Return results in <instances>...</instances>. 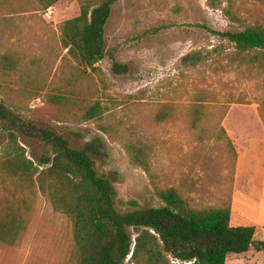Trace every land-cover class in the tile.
I'll use <instances>...</instances> for the list:
<instances>
[{"label": "rangeland", "instance_id": "1", "mask_svg": "<svg viewBox=\"0 0 264 264\" xmlns=\"http://www.w3.org/2000/svg\"><path fill=\"white\" fill-rule=\"evenodd\" d=\"M85 2L59 0L45 9L39 0H0V100L73 147H100L97 170L124 200L159 207L156 188L173 187L195 207L230 205L232 226L251 225L259 202L246 192L256 184L237 177V166L248 150V160L264 165V73L235 58L236 48L214 31L264 25V2L226 0L227 15L207 0H117L105 27L108 53L95 70L81 67L61 43V23ZM196 50L209 52V60L184 65L182 57ZM114 60L128 71L114 73ZM96 102L105 112L84 121ZM18 135L35 165L50 155L37 137L26 145ZM127 142L145 150L149 172L132 164ZM11 145L1 130L0 156ZM12 210L26 228L16 245L0 241V264H71L73 222L54 210L37 176L0 178V221ZM228 260L264 264V254L251 248Z\"/></svg>", "mask_w": 264, "mask_h": 264}, {"label": "trees", "instance_id": "2", "mask_svg": "<svg viewBox=\"0 0 264 264\" xmlns=\"http://www.w3.org/2000/svg\"><path fill=\"white\" fill-rule=\"evenodd\" d=\"M39 1L47 9L59 0ZM225 1L207 0V5L232 15L223 6ZM116 2L86 0L78 16L61 23V43L81 67L95 70L107 56L105 27ZM214 33L236 48L235 58L241 56L247 65L264 73V25ZM208 53L196 50L183 56L181 62L198 66L209 60ZM113 71L122 74L128 68L114 60ZM105 109L96 102L85 109L81 118L96 121ZM12 113L0 100V131H7L14 144L0 156V178L37 176L39 190L54 210L73 222L75 248L71 264H176L171 257L190 264H226L229 253L243 254L254 248L264 254V241L254 239L256 226L231 225L230 205L195 207L173 187L156 188L163 203L159 207L145 208L136 200H124L114 182L98 172L95 157L102 151L95 143L73 147L63 135ZM28 126L36 133H29ZM100 130L110 134L104 126ZM18 132L26 145L29 137H37L50 155L44 154L35 165L20 146ZM125 146L132 164L149 172L145 150L132 142ZM23 219L15 210L2 219L0 241L16 245L26 228Z\"/></svg>", "mask_w": 264, "mask_h": 264}, {"label": "crops", "instance_id": "3", "mask_svg": "<svg viewBox=\"0 0 264 264\" xmlns=\"http://www.w3.org/2000/svg\"><path fill=\"white\" fill-rule=\"evenodd\" d=\"M250 150L240 152L239 153V161L237 166V177H246L252 178L254 184H256V189L254 191H248L246 193L252 194L254 199L259 202L258 203V210L256 213L255 221L251 225L256 226V234L254 239L257 241H264V234L257 235L258 228H263L264 233V165L262 163H258L254 165L252 159L248 160ZM257 182V183H255ZM263 186L262 189L260 186ZM260 254L263 253L262 251H258ZM234 254V253H229ZM228 254V255H229ZM235 255V254H234ZM244 261V260H243ZM228 256L226 260V264H228ZM244 264H251L250 260L244 262Z\"/></svg>", "mask_w": 264, "mask_h": 264}, {"label": "built area", "instance_id": "4", "mask_svg": "<svg viewBox=\"0 0 264 264\" xmlns=\"http://www.w3.org/2000/svg\"><path fill=\"white\" fill-rule=\"evenodd\" d=\"M172 263H185V264H190L191 262H182L180 261L179 259H176V258H172Z\"/></svg>", "mask_w": 264, "mask_h": 264}]
</instances>
